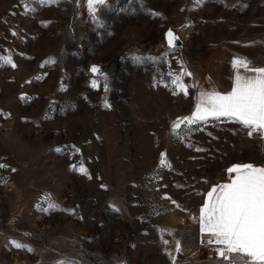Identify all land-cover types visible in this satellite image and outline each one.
I'll list each match as a JSON object with an SVG mask.
<instances>
[{
    "label": "rangeland",
    "instance_id": "374dc122",
    "mask_svg": "<svg viewBox=\"0 0 264 264\" xmlns=\"http://www.w3.org/2000/svg\"><path fill=\"white\" fill-rule=\"evenodd\" d=\"M253 93L264 0H0V264H264Z\"/></svg>",
    "mask_w": 264,
    "mask_h": 264
},
{
    "label": "crops",
    "instance_id": "0c3cea01",
    "mask_svg": "<svg viewBox=\"0 0 264 264\" xmlns=\"http://www.w3.org/2000/svg\"><path fill=\"white\" fill-rule=\"evenodd\" d=\"M212 110L215 111L214 109ZM232 111L237 112L238 115H236V118L248 124H253L258 126H262L261 124L264 125V115L263 114L261 115V113H264V93H259V94L253 93L251 97L248 96V98L245 99V102L233 98ZM229 114H231V110H229ZM243 119H245L246 121ZM260 119L261 121L263 120V123L262 122L258 123L260 122L259 121ZM253 170H255V168H247L245 170L236 171L235 174L236 175L247 174ZM212 198L210 200H207L205 203H223V200L215 198L214 194Z\"/></svg>",
    "mask_w": 264,
    "mask_h": 264
}]
</instances>
